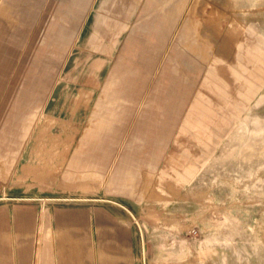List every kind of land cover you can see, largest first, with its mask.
Listing matches in <instances>:
<instances>
[{
	"label": "rangeland",
	"instance_id": "374dc122",
	"mask_svg": "<svg viewBox=\"0 0 264 264\" xmlns=\"http://www.w3.org/2000/svg\"><path fill=\"white\" fill-rule=\"evenodd\" d=\"M0 29V147L68 186L22 185L43 207L127 206L137 264H264V0H0Z\"/></svg>",
	"mask_w": 264,
	"mask_h": 264
},
{
	"label": "crops",
	"instance_id": "0c3cea01",
	"mask_svg": "<svg viewBox=\"0 0 264 264\" xmlns=\"http://www.w3.org/2000/svg\"><path fill=\"white\" fill-rule=\"evenodd\" d=\"M16 30L20 33V29ZM48 148L63 152L65 157L66 147H45L49 152ZM108 148L74 147L73 152L77 153L75 159L68 161L70 170L104 171L114 150ZM32 151L31 147H0V264H137L139 245L135 227L120 214V208L129 213L127 206L108 199L104 200L111 204H99L86 198L82 202L43 207L38 202L42 198L34 197L27 186L22 187L51 183L48 178L35 182L33 177L23 175V169L29 167H49L48 160L32 163ZM83 152L87 154L81 155ZM125 157L129 159L132 155ZM51 184L58 189L68 187L61 180ZM69 187L81 190L78 185Z\"/></svg>",
	"mask_w": 264,
	"mask_h": 264
}]
</instances>
